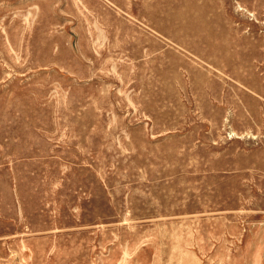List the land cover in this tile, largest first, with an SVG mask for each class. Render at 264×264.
<instances>
[{
    "label": "rangeland",
    "instance_id": "obj_1",
    "mask_svg": "<svg viewBox=\"0 0 264 264\" xmlns=\"http://www.w3.org/2000/svg\"><path fill=\"white\" fill-rule=\"evenodd\" d=\"M0 264H264V0H0Z\"/></svg>",
    "mask_w": 264,
    "mask_h": 264
}]
</instances>
